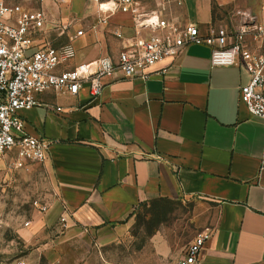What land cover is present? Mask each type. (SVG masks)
<instances>
[{"label": "crops", "instance_id": "0c3cea01", "mask_svg": "<svg viewBox=\"0 0 264 264\" xmlns=\"http://www.w3.org/2000/svg\"><path fill=\"white\" fill-rule=\"evenodd\" d=\"M101 1L42 0L45 39L71 40L76 49L66 67L116 58L135 35L130 13L116 11L101 23ZM137 1L144 10L160 7L158 0ZM182 1L168 15L191 22ZM216 3L195 0L192 22L203 32L215 26ZM219 3L227 6L230 29L264 20V0ZM78 29L84 32L74 37ZM105 80L97 98L87 85L77 94L49 90L37 95L41 105L21 111L27 132L51 141L41 165L53 181L52 199L34 216L29 239L44 230L41 245L54 264L90 257L107 263L103 247L130 235L139 206L203 199L212 230L199 264H264V119L240 99L247 73L212 65L211 47L191 44L152 66L147 79ZM161 238L154 233L142 258L128 264H160L171 254Z\"/></svg>", "mask_w": 264, "mask_h": 264}, {"label": "built area", "instance_id": "2783aa9c", "mask_svg": "<svg viewBox=\"0 0 264 264\" xmlns=\"http://www.w3.org/2000/svg\"><path fill=\"white\" fill-rule=\"evenodd\" d=\"M158 1L160 7L152 10H144L137 0L101 1L100 22L106 24L116 11L130 13L135 35L116 58L99 57L72 67H66L76 56L72 41L57 45L45 39L47 17L42 8L25 9L0 1V157L14 153V165L19 168L47 158L51 141L29 134L21 115L22 110L42 104L38 94L49 90L77 94L87 85L94 99L102 93L106 78L147 79L152 66L180 56L191 44L210 46L212 65L238 66L247 73L240 99L252 115L264 119V20L246 21L234 29L212 26L203 32L195 22L168 15L182 0ZM83 32L78 29L74 37ZM56 110L63 107L56 106ZM210 236L211 231L196 235L178 264H199Z\"/></svg>", "mask_w": 264, "mask_h": 264}, {"label": "rangeland", "instance_id": "374dc122", "mask_svg": "<svg viewBox=\"0 0 264 264\" xmlns=\"http://www.w3.org/2000/svg\"><path fill=\"white\" fill-rule=\"evenodd\" d=\"M0 1L7 6L42 8V0ZM186 1L188 19L196 21L199 10L195 0ZM216 2L214 24L217 28L228 20V13L227 6L222 7L219 3L221 0ZM14 158L15 154L12 152L0 157V264H54L41 245L45 240V231L41 230L32 240L29 239L34 216L44 212L42 208L48 206L52 199L53 181L42 168L41 162H31L19 168L14 165ZM163 206L166 207L165 219L153 223L152 234L147 231V227L153 222L148 212L150 205L144 204L135 211V222L130 235L118 243L103 247L107 263H100L96 258L90 257L78 264H128L132 259L139 260L143 255L140 250L149 244L154 233L162 236L161 241L168 243L171 249V254L160 264H178L190 241L199 233L212 230V211L208 201L203 199L167 200ZM48 233L49 236L52 234ZM81 251L83 254L86 250L82 248ZM146 254L151 256L152 253L150 251Z\"/></svg>", "mask_w": 264, "mask_h": 264}, {"label": "trees", "instance_id": "16d2710c", "mask_svg": "<svg viewBox=\"0 0 264 264\" xmlns=\"http://www.w3.org/2000/svg\"><path fill=\"white\" fill-rule=\"evenodd\" d=\"M167 200H171V199H166V198H159V199H154L151 200L147 203L144 204H149L150 207L148 209V212L150 214V220L153 221L150 223V225L147 227V231L152 234L154 232V226L153 223H159L161 221H163L164 218V213L166 212V207L163 206L164 202H166ZM142 204V205H144ZM143 221V219H142Z\"/></svg>", "mask_w": 264, "mask_h": 264}]
</instances>
